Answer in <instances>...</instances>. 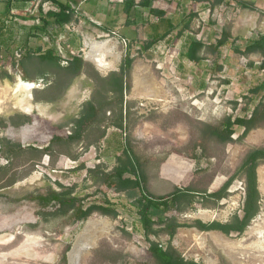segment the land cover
I'll list each match as a JSON object with an SVG mask.
<instances>
[{
	"label": "rangeland",
	"instance_id": "obj_1",
	"mask_svg": "<svg viewBox=\"0 0 264 264\" xmlns=\"http://www.w3.org/2000/svg\"><path fill=\"white\" fill-rule=\"evenodd\" d=\"M154 1V5L159 6V0ZM196 1L193 5V0L183 1L186 10L197 14L191 27L175 29L169 40H158L150 49H145L151 42L145 26L155 22V16L136 14V20L141 21L144 17L145 24L139 23L132 31L134 39L127 40L135 61L132 88L125 94L128 102L126 129L112 125L119 108L115 102L112 107L105 106L96 127L86 132L81 141L55 144L53 152L47 154L49 157L40 153L31 160L28 153H21L19 149L14 154L0 157V264H69L68 255L90 220L104 234L95 247L81 256L80 264L151 263L149 242L139 227L140 192L119 193L114 186L96 182V174L90 172L94 169L111 171L117 162L116 153L129 143L144 163L147 193L155 197L167 195L177 187L214 191L218 188L214 185L223 186L235 175L229 196L218 203L196 193L190 207L152 208L154 220L175 217L182 223L195 220L227 223L240 212L245 197V179L237 171L250 151L264 148V122L244 139L239 137L244 129L236 127L230 142L207 135L202 124H220L229 116L250 117L256 107L264 104V57L258 53L239 55L224 47L219 53H210L207 63L211 68L201 75L199 71L195 72L194 63L181 58L180 51L189 38L214 41L221 36L222 29L228 27L238 45L245 48L264 33V0H244L254 1V7L246 9L237 0H226L211 14L201 8L203 0ZM37 3L33 15L39 6L45 11L50 9L44 0ZM167 3L164 6L174 12L178 1ZM74 18L60 33L50 27L48 34L30 35V27L39 21L24 17L25 23L19 21L9 30L19 47L10 49L15 59L8 60L9 76H0V121L6 122L7 126L2 135L9 136L13 128L9 127V114L27 112L16 104L21 98L27 107H31L27 113L37 121L34 126L39 135L23 143L15 138L14 142L29 150L32 146H48L54 136L70 134L74 120L81 116L88 102L115 101L113 95L107 94L100 78H109L111 73L120 71L129 48L120 37L99 27L96 22L84 20L79 23ZM106 39L118 42L121 58L115 69L104 74L87 60L86 53L88 41ZM53 46L62 58L81 54L87 62L84 73L72 79L69 74L62 75L55 66L42 65L36 58L27 62V72L21 67L19 62L27 50L38 53L39 48L46 50ZM62 61V66H67ZM141 63L146 67L142 85L148 84L150 88L134 91L136 69ZM218 65L223 67L221 71L217 69ZM45 70L47 73L43 74ZM40 79H44L46 85L34 89L31 97L26 93H20L19 97L15 95L20 82H38ZM202 81L206 88L199 91ZM257 87L261 90L256 94L253 90ZM103 130L113 136L112 142L101 138ZM169 159L175 162L164 168ZM82 164L84 168L79 169ZM216 180L219 183H215ZM51 190L71 191L83 208L109 198L119 215L111 218L97 212L85 221H76L72 211L55 216L53 213L58 208L55 202L45 207L35 199ZM261 195L260 213L245 233L234 232L228 236L220 232L232 243L230 249L223 247L216 238L214 233L219 231L201 232L194 227L179 228L173 245L187 260L196 264H235L230 255H246L252 259L249 264H264V250L247 248L257 241L250 229L264 221V194L261 192ZM204 210L213 216L205 220L200 216V211ZM10 235L13 240L8 241ZM151 239L155 240V237L151 236ZM160 240L166 244L168 237L162 235ZM201 241L204 242L201 244Z\"/></svg>",
	"mask_w": 264,
	"mask_h": 264
},
{
	"label": "trees",
	"instance_id": "obj_2",
	"mask_svg": "<svg viewBox=\"0 0 264 264\" xmlns=\"http://www.w3.org/2000/svg\"><path fill=\"white\" fill-rule=\"evenodd\" d=\"M2 0H0L1 3ZM50 2L56 9L49 11L43 10L42 7L38 12L29 16L31 19H39V24H34L30 27V35L33 34H48L49 28H55L58 33L64 31L67 24L72 23L75 20V11L68 2L62 0H44ZM225 0H215L212 5V10L224 2ZM240 6L244 8L254 7L252 2H246L244 0H237ZM135 3V0H129L128 8L130 9ZM195 11V10H193ZM152 13L163 16L165 13L158 10H151ZM191 19L197 14L191 13ZM189 22L186 28L190 27ZM6 33L4 26H0V40L3 39ZM10 44V43H9ZM154 45L150 42L146 45L145 49H150ZM229 47L232 51L239 55L248 56L253 53H258L264 57V33L260 34L257 38L247 44L245 48L238 45L236 39L232 36L231 28H224L221 33V37L215 44L206 45L200 41H191L189 44L185 57L193 62L199 64L205 57L203 51L207 49L211 53H217L221 48ZM129 50L125 56V59L121 65L119 72H113L109 78H100V81L105 85L107 94L114 96L115 101H105L99 103L98 101H90L86 105V109L79 118L73 122V130L67 136L57 135L54 136L49 145L44 148H32L39 151L42 154H51L55 144H72L76 141H81L86 132L94 125L98 124V118L105 108V106H113L117 102L118 115L114 120V126L120 129H126L125 119L127 118V106L125 94L132 88V70L135 58L131 56L130 45ZM37 59L42 65L55 66L60 69L61 74H69L72 79L81 76L84 73L87 62L84 60L81 54L69 55L67 57L68 65L62 66V56L57 54L56 47L53 46L46 50L42 48L38 49V53H33L31 50H27L26 56L20 60L21 67L26 71L27 62H32ZM15 59L14 52L12 53L9 48L5 49L0 46V76L2 78L8 77L9 74L6 70L8 60ZM264 68V60L262 62ZM222 66L218 65L217 69L222 70ZM27 72V71H26ZM43 74L47 73L46 70L42 71ZM103 87V88H104ZM260 87L253 90L254 93H259ZM112 96V97H113ZM48 102V101H47ZM26 121H31L30 118H26ZM264 122V104L256 107L250 117H226L220 124H202L203 131L211 137H215L221 142L232 141V135L236 132V127L244 129L239 136L240 139H244L253 129H256ZM103 136V134L101 135ZM22 150L21 144L10 143L7 148L8 154H14L17 150ZM117 166L109 172L102 171L100 169L90 170L95 173L94 179L102 183L114 186L119 193L124 192H140L141 198L138 205L139 214V227L142 230L144 236L149 242V252L152 256V261L149 264H196L194 261L187 260L183 254L173 245L172 241L175 238L178 229L184 227H194L201 232L219 231L225 235L230 236L232 233H239L240 235L245 233L253 220L259 215L261 209L262 195L259 189V179L257 168L264 162V148H255L250 151L245 158L244 162L238 168L237 173L244 175L245 179V197L242 207V215L235 214L230 222L223 223L220 221H212L205 223L202 220H195L193 223H182L177 218L171 217L167 219L154 220L151 216L152 208H165L168 209L171 205L181 209L183 207H190L195 198L196 193L204 196L206 200L214 201L218 203L222 199L229 196V189L235 181V175L232 176L222 187L213 192L197 191L191 187L187 188H175V190L167 195L155 197L147 193L146 183L147 176L144 171L142 158L136 154L132 145L129 143L124 147L121 156L117 159ZM84 168L82 164L79 169ZM43 206L48 207L55 202L58 208L53 215L64 216L69 212H73L76 221H85L91 217L94 213H101L104 216L111 218H117L119 212L113 202L106 198L102 203H94L85 208L78 203V197L73 196L71 191L58 192L51 190L49 193L36 197ZM204 198H202L203 200ZM181 206V207H180ZM158 225V226H157ZM162 235L168 237L166 244L160 240ZM151 236L155 237V240L151 239ZM66 260V256H64ZM229 264V263H228Z\"/></svg>",
	"mask_w": 264,
	"mask_h": 264
},
{
	"label": "crops",
	"instance_id": "obj_3",
	"mask_svg": "<svg viewBox=\"0 0 264 264\" xmlns=\"http://www.w3.org/2000/svg\"><path fill=\"white\" fill-rule=\"evenodd\" d=\"M62 1L68 2V0H62ZM167 1H173V2L178 1L177 5L175 4L176 8H175L174 12H169L168 8L164 6L167 3ZM167 1L166 0H159V2H158L159 6H155L154 0H135L134 5L129 9L128 8L129 0H69L70 4L72 5V7L75 11V17L76 16L78 17L77 19H78L79 23H83L84 20H91L94 23L96 22L99 27H101V28H103L109 32H115L118 37L127 39L129 42H131L134 39L132 31H134L136 29L137 25H139V23L142 25L145 24L144 17H142L143 19L141 21L136 20V18H137L136 14L139 12L143 16L146 14H147V16H155L156 21L155 22L152 21L150 25L146 24V26H145V28L147 29V32H148L149 39L154 44L158 40H169V37L172 35V33L174 32L175 29H179L180 27H183L184 30L188 29L189 27L186 28L187 24L189 22H191L190 23V27H191V25L194 21V18L191 19V15H190L192 13L191 10L188 11L185 9V6H183L184 0H182V1L181 0H167ZM191 1L192 0H190V2ZM214 1L215 0H212V3L210 0L201 1L200 2V3H202V4H200L201 8L203 10H205V12L208 11L210 14L213 13V11L216 9V7H215L212 10V5H213ZM37 2H38V0H37ZM37 2L35 0H2L1 1V3H0V26H4V28L6 29V33L3 37V39L0 40V46L2 48L8 49L10 46V49H12V48L18 49L19 44L16 42L15 43L13 42V38H11L12 35L10 36L9 30H12L13 24H16L19 21L25 23L27 21V19H23V17L31 19L29 16L33 15L34 9L37 7L36 4H38ZM194 2H197V1L193 0L192 5L194 4ZM224 2L220 5H223ZM251 2L254 3V1H251ZM48 3L50 6L49 10H51V9L55 10L56 9V7H54L50 2H48ZM1 5H2V7H1ZM220 5H217V6H220ZM40 7L43 8V6H39L38 8L40 9ZM151 10H158V11L164 12L165 14L163 16H160L159 14L152 13ZM196 11H198V8L196 9ZM37 21H39V19H37ZM39 22L36 24H39ZM208 23H210V22H208ZM209 26L210 25H208V27ZM220 37H218V39ZM233 38H235V37L233 36ZM195 40L203 42L206 45L215 44L217 42V40H214V41L213 40H209V41L206 40L205 41V39H202L201 37H199L197 39L196 38H189L187 40V42H185L182 50L180 51V56L184 61L188 60L185 57V54H186V51H187L189 44L191 43V41H195ZM19 50H20V48H19ZM221 50H222V48L220 49V51ZM220 51H218L217 53H219ZM210 53L211 52L208 51L207 49H205L203 51V55L205 58L199 64H194V65H196V71H195L196 73H198V71H199L201 73V75H204L207 71H209L211 66L207 63V60L209 59L208 57H210ZM188 61L191 62L190 60H188ZM205 88H206V84L204 81H202L201 84H199V91H204ZM33 90L34 89L28 88V90L22 91L21 93H26L29 97H31ZM134 91H135V81H134ZM16 104L18 106H20L21 108H23L27 112L31 111V107H27L22 102L21 98H19L17 100ZM27 112H24V113L23 112H21V113L13 112V113L9 114V117H8V119L10 121L9 127H11V128L13 127L14 129L13 128L12 129L16 130V131H13L10 128L11 130L9 131V136L4 137L2 135L4 129L7 126H6V122L0 121V151H1V149L3 150L2 152H0V157H3L4 156L3 154L9 156L7 148L9 147L10 143H15L14 142L15 138H17L18 142L23 143V141L30 139V138H34V137L39 135L37 132V128L35 127L37 121H35V118H33L32 114H29ZM26 118H30L31 121L30 122L26 121ZM93 127H96V125H94ZM92 128H90L87 132L92 130ZM102 134H103V136H101ZM101 135H100L101 138H106V139H108V141L112 142L113 136L111 134L110 135L106 134V132L103 130ZM30 146H32V145H30ZM32 147L33 148H40V149L42 148V147H35V146H32ZM123 149L124 148L120 149L116 153V155L118 157L121 156ZM21 153H28L29 156H31V160H33L34 157L36 158V156H38L40 154L39 151H36L34 149L29 150L28 148H25V147H23ZM46 157H49V156L46 154ZM118 157L116 158V161H118L117 160ZM174 162H175L174 159H172V160L169 159L164 164V168H167L169 165H171ZM117 163L118 162H116L115 167L117 166ZM114 168H111V170ZM258 177H259V172H258ZM32 179L33 178L29 179L28 181H31ZM215 183H219V182H217V180H216ZM217 185L218 186H215V185L213 186V187H218L215 190L219 189L222 186V184L221 185L217 184ZM179 188H181V187H179ZM259 189L261 190V182H260V188ZM208 191L213 192L210 190H208ZM241 211H242V208H241L240 212H238L239 215H241ZM200 212H208V211L204 210V211H200ZM208 213H210V212H208Z\"/></svg>",
	"mask_w": 264,
	"mask_h": 264
},
{
	"label": "bare ground",
	"instance_id": "obj_4",
	"mask_svg": "<svg viewBox=\"0 0 264 264\" xmlns=\"http://www.w3.org/2000/svg\"><path fill=\"white\" fill-rule=\"evenodd\" d=\"M117 46H118V42H113V40L111 39H106L104 41H88L87 42L88 51L86 53L87 59L90 62H92L102 73L105 74L108 71L115 69L116 65L120 61L121 57H120V53L118 52ZM136 71L137 72L135 75V90L136 91L140 90V88L143 90L144 87L150 88V85L148 84L142 85L144 74H146V67L143 65V63L138 65ZM28 88L33 89V86L30 84L21 82L17 86V89H15V92H16L15 95H18L19 97L20 93L22 91L28 90ZM258 172H259V179L261 182V191L264 194V166H261L258 169ZM263 210H264V206H263ZM200 216L206 220L213 215L212 213L210 214L208 212H200ZM94 226L95 225L92 220L87 222V225L84 231L80 234V236L76 240V243L73 246V249L70 251L68 255L69 264H80L81 256H83L84 253L89 252L90 249L95 247L97 243L99 242V240L102 238L104 232L101 230H98ZM250 230H251L250 233L252 234V237L256 236L257 241L252 242L250 245L247 246V248L253 249L256 251H263L264 250V221L260 225L252 227ZM214 234L217 236L216 238L218 239L220 244L223 245V247H225L226 249H230L231 244H232L230 241H228L219 232H215ZM197 238L200 239L199 237ZM9 240H13V237L12 236L9 237L8 241ZM203 242L204 241H201L200 243L202 244ZM230 257L232 258L235 264H249L252 260L250 259V257H247L246 255L244 256L230 255Z\"/></svg>",
	"mask_w": 264,
	"mask_h": 264
},
{
	"label": "built area",
	"instance_id": "obj_5",
	"mask_svg": "<svg viewBox=\"0 0 264 264\" xmlns=\"http://www.w3.org/2000/svg\"><path fill=\"white\" fill-rule=\"evenodd\" d=\"M76 18H78V17L76 16ZM112 34L117 35L115 32H112ZM121 39H122L123 43L125 44V46L128 47L129 46V44H128L129 42L127 41V39H124V38H121ZM62 60H63L62 62H63L64 65H68L67 57L63 58ZM27 84L32 85L33 89H36V88H40V87H45L46 82H45L44 79H40L38 82H35V81L34 82H28Z\"/></svg>",
	"mask_w": 264,
	"mask_h": 264
}]
</instances>
